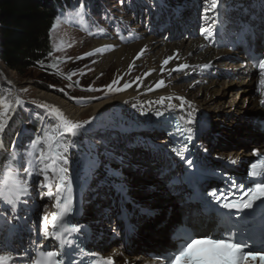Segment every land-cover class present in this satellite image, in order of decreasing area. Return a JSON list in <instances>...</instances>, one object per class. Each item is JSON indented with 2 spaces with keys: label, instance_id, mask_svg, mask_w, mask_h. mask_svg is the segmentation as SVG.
Here are the masks:
<instances>
[{
  "label": "rangeland",
  "instance_id": "obj_1",
  "mask_svg": "<svg viewBox=\"0 0 264 264\" xmlns=\"http://www.w3.org/2000/svg\"><path fill=\"white\" fill-rule=\"evenodd\" d=\"M203 1L208 2L212 0H199V3ZM222 1L227 3L230 1L228 3L230 7H236L239 11L242 10V13L251 15L253 19L256 18L255 23L258 20L264 19V10L259 9L257 5L260 0H244L242 4L238 3L242 2V0ZM79 2H82V0H79ZM168 4L170 5L169 11H166L164 8H168ZM229 5L227 6L229 7ZM173 7H181L178 10L180 14L176 15L177 19L182 17L186 23L194 25L187 32L183 30L186 26L181 25L182 31L174 39L179 40L183 36L189 37V35L196 37L197 35H194L196 14H201V16L204 14L203 10L196 8L191 0H86V6L81 4L70 11L71 15L67 19L68 22L60 21L55 26L52 35L54 53L48 63L39 68H30L24 74H19L0 61V68L5 73L4 75L0 71V100L8 102L15 108V112L12 114L9 124L5 129L4 151L0 157V191L9 194L14 193L20 182L25 183L28 187L27 195L21 198V201L17 203L15 208L5 203H0V242H8L15 245L16 248H20L22 244L19 239L23 236L26 243H29L34 235L37 236L38 232H42V217L47 214L48 218H51L50 216L54 212L52 207L57 200L55 193L57 191L59 175L53 173L51 170L48 172L49 179L47 183L52 185L53 196L51 198L42 196V193L48 191L47 187L40 186V181L44 179L43 174L40 172L43 165L33 160V163H30V158L27 155H22V150L25 149L27 151L33 148L31 146L33 144V133H41V131H43V134L47 133L45 135L46 140L47 136L56 134L55 127L57 121L54 116H49L48 111L39 108L38 105L48 104L51 107L58 108L40 99L38 92L47 91L55 93L81 108H89L95 103L114 96L115 94L108 93L107 89V86L112 84L113 80L118 81L116 85H113L114 87L122 88V86L124 87L125 76L128 73L130 79L125 82L127 84L134 81L137 77H141L142 72H129L125 62L121 66V69L116 63H109L107 57L117 49L113 44H109L108 47H101L102 51L99 53L95 52L97 47L93 45L96 41H104L106 44L107 41H117L120 46L129 45L138 42L145 35L153 37L163 36L164 33L153 35L154 33L148 32L142 19L153 16L158 9L161 10L158 16L165 13L174 18ZM156 19L154 20L156 21ZM136 22L140 23L141 27H137L135 25ZM142 29H145L146 32L141 33ZM120 31L125 37H130L132 33L137 34L138 39L130 40L127 38V40H124L127 43H124L122 41L123 35L118 39L117 33ZM168 41L172 40L168 39ZM218 47L223 46L220 45ZM89 53L91 55H88ZM150 56H152L151 53H146L143 59ZM144 65L143 63H138L136 68ZM184 72L186 70L176 69L167 73L166 77L172 85L182 86L185 90H189L191 95H197V98L203 99L204 95L197 94L199 89L189 85V82H193L194 77L184 75ZM207 76L209 79H230L225 76L218 77L215 73ZM175 77L178 78L174 79ZM106 93L108 94L105 95ZM88 98L98 99H91L89 101ZM231 98V96H228L224 100L229 101ZM17 99L24 102L23 106H16L15 102ZM197 102L208 108L203 102ZM241 103H237L238 107H240ZM213 113L220 114L219 112H215V108ZM208 114L211 115V112ZM208 114L205 116L206 122L199 129L201 137L204 135L209 136L218 126L225 125V128L230 131L234 129L242 130V127L238 126L239 123L237 122V124L229 126L224 122L216 120L213 117L214 115L209 116ZM250 116L248 115V118ZM99 118V116L94 117L93 114L86 111L83 112L78 121L91 120V123L80 130L81 134L76 141L81 152L88 158V180L82 197L83 204L79 212L82 211L81 217L84 219L82 221H86V224L90 228H93V237L95 240L99 239L98 242L101 238L104 239V237H114L112 235L113 230L111 229L113 225H117L118 229L122 228L121 230H123V224L121 225L120 220V216L123 213L120 207L121 192L117 189L126 185L130 189L125 191L126 196L130 194L131 197H135L136 202L143 201L141 199L142 196H140L142 193L136 196L135 191L138 189V186L144 187L143 181L152 178V176L149 177L144 174L145 171H149L148 166L153 167V161L149 158L150 154H155V157H159L158 155H160V159H157L153 163L155 166H159L158 169H155L156 171L151 170L154 175L161 171L160 166L169 161L166 157L165 148L162 146L157 147L156 143L154 144L150 141L156 142L161 140L158 138L161 136L156 135L158 133L155 130L156 124L141 123L138 126L129 128L130 124L120 127L123 122L122 119L120 121L105 122L104 119L98 120ZM248 118L246 119L249 120ZM156 120L157 123H161L158 118ZM124 127L126 128L123 129ZM212 136L215 137L217 142L222 141L219 144L226 147L225 150L230 148L226 144L227 142L223 138L221 139L223 136L221 132H216ZM258 140H260L259 136ZM66 142L67 138H64L61 141V145ZM215 143L214 145H217ZM13 145L17 146L19 150V162L16 169L9 167V161L13 157ZM156 147L163 151H155ZM43 150H49L47 143H45ZM210 150L212 151L211 148ZM59 151L62 152V147ZM141 151L148 152L147 156L143 155ZM51 154L54 155L55 152ZM45 163H50V161H45ZM8 175L9 177H7ZM162 177L158 175L156 178L160 180ZM168 192L170 194L172 191ZM153 198L157 199L155 204H152L150 201L145 210L138 213L139 216H143L144 218L149 211L153 209L157 210L162 203L172 207V210L169 212H173L176 215L177 212L173 208L179 207L178 202L172 199L166 201L160 195H156ZM127 205L130 207L129 203ZM103 217L110 219L105 224V227L109 228L108 230L99 224L103 222ZM49 224L51 225V219H48ZM96 225L98 226L95 227ZM12 236L15 238H12Z\"/></svg>",
  "mask_w": 264,
  "mask_h": 264
},
{
  "label": "bare ground",
  "instance_id": "obj_2",
  "mask_svg": "<svg viewBox=\"0 0 264 264\" xmlns=\"http://www.w3.org/2000/svg\"><path fill=\"white\" fill-rule=\"evenodd\" d=\"M216 2L217 7L215 10L212 8V1L200 2L203 5L205 4L208 8V22H216L215 29H207V27H204V29L211 30L214 33L213 37L206 38L205 36L206 40H203V37L199 36L201 32L196 33L198 35L196 37L183 36L179 40L174 39L182 31L181 25L186 26V28L183 29L184 32L194 27L193 24L186 23L182 17L176 18V15L180 14L178 10L183 7L181 6L173 9L174 18H172L169 23H167L168 21L166 22V27L162 31V34L164 33L163 36L153 37L145 35L144 38L134 44L121 46L117 41H107V44L104 41H96L93 46L97 48L103 46L108 47L109 44H113L117 47V49L107 57L109 63H116L121 69V66L125 62L129 72H142L141 77H137L134 81L128 83L130 85L129 87L124 88L122 86V90L118 93H111L115 94L114 96L95 103L89 108L78 107L52 92L39 91L38 97L57 106L64 116L73 122H78V119L85 111L93 114L94 117L99 116L100 118L98 120L104 119L105 122L120 121L122 119L123 122L120 127H123L125 124H130L128 127L132 128L141 123L145 124L152 122L157 125V127L155 126L156 132L158 131L156 134L157 136L166 134L167 132H165V130H167V126H163L161 123H157V120H153V118L155 119L156 117L154 115L156 111H163L164 115H176L185 127L188 129L191 128L197 136H199V129L202 124L206 122V114L211 112V115H208H214L213 117L219 122H224L229 126L239 123L238 126L240 125L242 130L234 129L230 131L225 128V125L218 126L214 131H210L211 134H209V136H202V145L206 146L209 150L211 148L212 151H214L212 157L215 158L230 157L236 159L240 158L241 160L245 159L250 155V148L264 145V132H261V125L259 124L257 126L256 124L257 120L264 121V84L260 83L261 80H264V75H261V70L257 71L256 69L247 67L249 58L248 52L251 48L264 55V19L258 20V22L255 23L253 18H250L247 13L241 15L242 10L239 11L238 8L230 6L231 12L225 13L223 12V5L221 2L224 4L227 2L222 0H216ZM229 2L230 1H228V3ZM238 3L241 4L242 2ZM168 6L169 4L167 7ZM259 7L264 8V1L259 3ZM164 9L169 11V7ZM222 14H225L226 19L221 17ZM164 17L165 13L160 14L156 22L160 23ZM197 23H200V21ZM135 25L141 27V24L138 22H136ZM196 27L197 26H195V28ZM145 32V29L141 30V33ZM220 33L230 37L228 43L231 44L230 46L218 47L220 46L218 42V34ZM164 37H166L165 41ZM168 39L172 41H168ZM146 53H151L152 56L143 59ZM252 56L253 59H257L256 54L253 52ZM169 57H171V59H169ZM165 60H168L167 64H164ZM138 63H143L145 65L136 68ZM180 64L188 65L187 68L183 69L186 70L184 75L194 77L193 82H189V85L198 88L199 92L197 90L198 93H196L204 95L203 99L197 98V95H191L189 90H185L182 86L169 83L170 80L166 77V74L178 69ZM204 64H210L211 67L209 69H203L201 66ZM1 69L2 68H0V71L5 75ZM161 69H163V71ZM213 73L217 74L218 77L225 76L230 79H209L207 75ZM125 77L123 84L129 81V73ZM176 78L178 77L174 79ZM161 80L164 81L163 85L157 87ZM10 81L12 80L10 79ZM255 82H259L263 87L261 95H257L253 92ZM228 96L232 98L229 99V101H225L224 99ZM161 97L165 98L163 105L156 103ZM169 97H171V99H169ZM181 97L184 99V109L179 108V104L181 103L179 98ZM197 101L203 102L208 108L199 104ZM240 102L242 103L240 107H238L237 103ZM133 105H136V107L134 108ZM169 105H171V107H169ZM193 108L196 110L195 121L190 124L188 123V113L191 112ZM214 108L215 112H219L220 114H214ZM248 115L251 116L248 118ZM246 118H248L250 122ZM125 128L126 127L123 129ZM216 132L222 133L223 136L221 139L223 138L224 141L227 142L226 144L230 147L228 150H225L226 147L219 144L222 142L220 140H218L220 142H216L217 145H214L211 141L207 142L209 139L214 138L212 135ZM80 134L81 133H79V135ZM79 135L75 138H70L75 148H70L67 153L69 163L66 167L68 169V177L71 172L74 171L80 179L81 189L78 195V204L82 206V197L86 190L88 180V158L81 152L76 143ZM258 136L260 140L257 141ZM65 138H67V140L69 139L68 137ZM159 139L161 140H158L159 142L156 143L157 147L167 142L164 137ZM157 147L154 149L155 151H163ZM164 148L166 157L169 161L163 166H160V168L163 170L171 167V170L164 172L160 180L156 178L160 172L154 175L152 171H156L155 169H158L159 166L157 167L153 163L157 159H160V155H158L159 157H155V154H150L149 158L153 161V167L148 166L149 171H145L144 174L149 177L152 176V178L143 181L144 187L138 186V189L135 191L136 196L142 193V200L144 201L136 202L135 197H131L130 194L126 196L125 191L130 190L126 185L117 189L121 192L120 207L124 211L123 215L120 217L123 230H121L122 228L118 229L117 225H113L111 229L113 230L112 235L114 238L104 237V239H100L99 242H95V245L92 246L91 249L101 258L102 262L112 259L113 264H159L150 261L146 257L147 253L155 251L156 247L163 245H176L169 239L171 225L177 223L179 219L183 220L189 213H196L194 210L187 211L193 208V205L187 202L188 192L184 182L183 164L176 156L175 150L171 148V143H166ZM3 151L4 146L0 147V157ZM141 152L143 155L147 156L148 152ZM207 160L214 162L212 158H207ZM168 163H170V166L167 165ZM139 170L141 169L139 168ZM170 174L172 177H170ZM170 190L172 191L170 193L171 195H180L177 199H179L178 203L181 209H174V211L177 212L176 215L173 214V212H169L172 210V207L168 206L158 209L154 215H151L142 223L135 225L137 219L134 217L132 221V217L136 213L144 210L150 201L152 204H155L157 199L153 197L156 195L165 197L169 194L168 191ZM127 203H129L130 207H128ZM131 209H134V212L128 213L131 212ZM53 214L54 212L51 215ZM192 217H194V215ZM103 218V222L99 224L108 230L109 228L105 227V224L110 219L108 217ZM199 218H201V216H199ZM160 221H162L161 224H159ZM97 226L98 225L95 227ZM82 227L84 228L85 226ZM48 231L50 233L53 231L52 225L50 226V224L48 225ZM82 235L93 244V229L83 230ZM12 238L15 237L12 236ZM24 238L25 237L22 236L21 239H19L22 244L20 248L0 242V255H11L13 257V260L9 261L8 264H30L31 260L34 259L35 250L44 249L43 247L50 244L51 241L53 242L51 236L43 237L42 232H39L37 236L33 237L29 244H26Z\"/></svg>",
  "mask_w": 264,
  "mask_h": 264
},
{
  "label": "snow or ice",
  "instance_id": "obj_3",
  "mask_svg": "<svg viewBox=\"0 0 264 264\" xmlns=\"http://www.w3.org/2000/svg\"><path fill=\"white\" fill-rule=\"evenodd\" d=\"M217 2L212 0V8L216 9ZM208 9L205 8V19L207 17ZM201 33H206V38L213 37L214 33L211 30L201 29ZM102 49L97 48L95 52L99 53ZM88 55H91L89 53ZM171 59V57H169ZM168 60L164 61L167 64ZM187 64H180L177 70L187 68ZM203 69H209L210 64L201 66ZM259 68L261 75H264V59L260 60ZM163 71V69H161ZM118 81L113 80L112 84L107 86L108 93H115L121 91V88L114 87ZM164 81L161 80L157 87L163 85ZM264 84V80L260 81ZM130 85L125 83L124 88ZM95 90V89H89ZM61 91H63L61 89ZM106 93L105 95H107ZM76 99V98H73ZM83 99V98H81ZM91 99L98 98H88ZM171 99V97H169ZM181 103L180 109H184V99L179 98ZM164 97L156 101L157 104H164ZM16 106H23L24 102L20 99L16 100ZM39 108L48 111L49 116H54L57 121L55 127V135L47 136V143L50 154L45 156L40 154L39 163L43 165L40 169L44 179L40 181L41 187H47L48 191L42 193V196L51 198L53 196L52 185L47 183L49 177L48 172L51 170L53 173L59 175V184L55 193L57 199V207L60 208L58 214H53L51 217L52 226L54 231H48V215L42 217V234L43 237L51 236L57 241H61V247L67 249L64 253L60 251H47L39 253L38 259H32L30 264H65L64 257H67V264H74L73 257V241L71 239L64 240V235L69 229L60 227V224L70 222L69 218L72 217L74 212V195L72 180L68 177L67 165L69 163L67 153L70 148H75L72 139H68L66 143L61 145V141L65 137L75 138L79 135L80 130L85 128L86 125L91 123L89 121L73 122L67 119L64 114L58 109L51 107L48 104H40ZM135 108L136 105H133ZM171 107V105H169ZM0 147L3 146L5 129L9 124L15 108L8 102L0 100ZM196 110L193 108L188 113V123L195 121ZM154 115L159 118L164 115L163 111H156ZM95 119V118H93ZM203 127V124H202ZM47 135V133H45ZM187 141L193 140V130L187 129ZM40 143L37 139L31 146L36 147ZM55 145V147H54ZM15 147V145H13ZM62 147V152L59 149ZM55 152L54 155L51 153ZM50 161V163H45ZM236 163V161H230ZM189 167L192 166V160L186 161ZM256 165H252L251 176L256 177L259 173L255 170ZM77 183L79 178L77 177ZM28 193V187L25 183L20 182L17 185V190L14 193H4L0 191V203L16 207L17 203L21 201ZM208 195L211 197L213 203L217 205V216L219 218L218 226L215 229H197L196 231L182 229L174 239L177 241L176 245L171 249L162 250L160 257L164 264H264V206H261V211L255 216L246 214L245 210H252L256 207V202L264 199V182L254 183L252 186L245 187L243 184H236L233 182L229 187H220L211 190ZM61 197L63 203L61 207ZM46 207V205H45ZM232 210H235L233 213ZM242 225H245L242 227ZM246 225H253L256 230H251ZM87 230V226L84 227ZM71 233L78 234L81 232V227L72 225L70 228ZM13 260L11 255H0V264H8ZM93 264H97L93 261ZM103 264H113L112 259H108Z\"/></svg>",
  "mask_w": 264,
  "mask_h": 264
},
{
  "label": "trees",
  "instance_id": "obj_4",
  "mask_svg": "<svg viewBox=\"0 0 264 264\" xmlns=\"http://www.w3.org/2000/svg\"><path fill=\"white\" fill-rule=\"evenodd\" d=\"M81 4L86 6V0H0V61L19 74L48 63L54 53L52 35L55 26L60 21H67L70 11ZM37 139L40 143L36 147L22 150L30 163L32 160L39 162L41 153L45 156L49 153V150H43L46 141L43 131L33 133L32 142ZM12 151L9 167L16 169L19 162L17 146L12 147ZM173 196L180 195L167 194L164 199Z\"/></svg>",
  "mask_w": 264,
  "mask_h": 264
},
{
  "label": "water",
  "instance_id": "obj_5",
  "mask_svg": "<svg viewBox=\"0 0 264 264\" xmlns=\"http://www.w3.org/2000/svg\"><path fill=\"white\" fill-rule=\"evenodd\" d=\"M157 119V117H155V119L153 118V120H156ZM152 123V122H151ZM170 199H172V200H174V201H176V202H178L179 201V199H177V198H175V197H171Z\"/></svg>",
  "mask_w": 264,
  "mask_h": 264
}]
</instances>
